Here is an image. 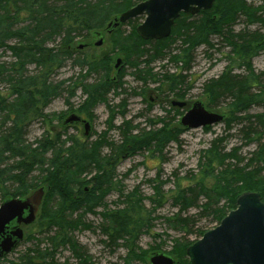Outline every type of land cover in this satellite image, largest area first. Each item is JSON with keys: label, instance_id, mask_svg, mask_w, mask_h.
<instances>
[{"label": "rangeland", "instance_id": "374dc122", "mask_svg": "<svg viewBox=\"0 0 264 264\" xmlns=\"http://www.w3.org/2000/svg\"><path fill=\"white\" fill-rule=\"evenodd\" d=\"M245 1L253 8L264 5V0ZM136 21H127L118 27L111 26L109 29L99 31L103 36L102 44L98 47L95 44L100 40L99 32H95L87 40L76 41L73 58L51 72L49 83L52 94L48 105L42 111L44 117L29 123L22 137V146L29 155H35L33 167L38 165L30 177L32 185L37 186L30 189L27 196L42 188L45 194L43 203L33 224L23 228V240L0 259V264H45L51 259L58 264H82L83 261L87 264H150L152 254H169L182 243L199 240L201 238L199 232L211 230L218 225L212 213L203 212L202 208H198L205 203L204 197H198L196 207L180 214V217L190 219L187 230L176 229L165 220L179 213V206L174 204L172 198L171 190L174 189V184L180 182L182 178L190 180L191 175L198 173L201 154L217 140L222 153L233 151L240 158L242 165L249 164L250 168H257L259 177L264 179V158L254 156L257 152L258 139L264 134L256 117L264 115V106H253L244 113V116H236L249 117L248 122L241 119L240 122H232L228 127L224 108L228 100L220 97L218 103L210 104L208 96L204 93V84L220 76L225 68L231 65L233 48L230 43L236 42L234 37L228 36L231 42H227L224 38L211 36V46H200L192 51L189 55L188 69L182 70L181 63L171 62L173 55L179 54L181 50L179 42H168L163 47L160 57H153V51L149 54L144 52V56L139 59L133 54L138 49L137 45L133 46L131 54L123 49L124 45L135 41L132 34L136 35L135 28L142 20ZM262 27L260 24L247 26L244 18H238L232 25L231 32L235 35L245 28L255 31L261 30ZM56 43L50 48H55ZM153 48L150 44L141 47L143 50ZM84 59L100 65L106 60L110 63L106 62L107 65L87 72V67L79 64ZM117 59L120 60V64L115 67ZM74 60L78 64L75 65ZM12 61L11 52L6 48H0V62L11 64ZM251 63L259 77V86L264 88V53L259 52L252 58ZM26 69L28 71L25 72V76L30 71L36 75L40 71L36 65L26 66ZM235 73L243 75L244 70L240 69ZM173 75L180 79L179 82L176 80L170 84L167 78ZM104 80L110 85L111 90H105ZM177 84L181 86L178 87ZM85 87L87 89L89 87L91 91L95 87H100L98 100L88 107L90 116L87 119L78 113L84 108ZM0 91L3 97L10 98L11 91L6 83H0ZM171 101L185 102L187 107L184 109L172 107ZM196 101H201L209 111L220 114L222 120L208 127L191 130L180 126L179 119ZM72 113L81 116L90 124L86 136L83 134L82 126L61 128L62 121ZM124 122L134 136L153 133L161 127L165 131L175 129L176 141L166 144L159 154L149 152L152 151V147H149V151L134 150V153L124 152L123 149L122 155L117 157L115 149L122 144L125 128H121ZM248 123L252 125L249 126ZM7 126L9 125L6 118L3 119L1 115L0 138ZM44 140L47 141L46 146L41 145ZM74 140L87 144L102 141L104 148L102 147L101 154L116 159L117 164L113 172V186H110L112 190L105 195L101 207L93 214L82 215V224L88 228L79 227L80 229L69 233L71 245L61 243L55 245L58 236L56 229L48 227L47 224L51 216L61 213L62 202L52 189L49 191L43 184V179L46 178L45 171L51 167L56 152L67 149L71 145L70 141ZM0 150L2 151L1 144ZM12 164L13 160H9L8 154L4 153L1 167L7 169ZM109 170L110 167L107 168V171ZM94 174L93 169L88 168L83 172L79 171L76 178L89 180ZM154 179L157 181L150 182ZM160 183L164 202H160L162 205L156 209L149 199H156L153 186ZM187 183L184 181L183 186ZM91 186L88 184L82 187L87 192ZM74 190H77V187ZM132 191L136 192L133 202L142 201L143 209L153 212L148 218L147 230H142L132 245L135 250L128 251L127 247L123 246V241H117V246L109 242L108 235L113 233L114 229L111 220L104 219L101 214L122 210L124 208L122 197ZM224 203L225 201H221L219 206ZM81 214L82 211L73 213L71 219H76ZM72 246L76 247L74 253L78 258L72 252Z\"/></svg>", "mask_w": 264, "mask_h": 264}, {"label": "trees", "instance_id": "16d2710c", "mask_svg": "<svg viewBox=\"0 0 264 264\" xmlns=\"http://www.w3.org/2000/svg\"><path fill=\"white\" fill-rule=\"evenodd\" d=\"M142 1L144 0H0V48L8 49L13 59L11 64L0 62V83H6L11 91L10 98L3 97L0 91V118L1 115L3 119L6 118L9 125L5 127V132L0 138V202L9 197H24L30 189L37 186L32 185L30 178L38 168V165L33 167L35 155H29L22 146V137L29 123L44 117L42 111L48 105L52 94L49 83L51 72L73 58L76 41L89 39L95 32L105 29L106 25L121 13ZM238 18H244L247 26L260 24L263 27L255 31L245 28L232 35V25ZM133 21L137 22L136 19ZM132 35L135 39L131 43L133 45H124L123 49L131 54L133 46L137 45L138 49L133 54L139 59L144 56V52L149 54L153 51V57H160L168 42H179L181 50L179 54L173 55L171 62L181 63L182 70L188 69L192 51L200 46H211V36L224 38L227 42H231L234 37L236 42L230 43L233 48L231 65H228L220 76L204 84V93L208 96L210 104L218 103L220 97L228 100L224 105L228 127L232 122H240L241 119L248 122L249 117L236 116H244L253 106H264V88L259 86V77L251 63L252 58L259 52L264 53V5L253 8L245 0H215L209 10L200 11L194 16L181 14L174 22L170 36L165 39L144 41L139 39L137 34ZM54 43L55 48H50ZM144 44H150L154 48L143 50L141 47ZM73 62L78 64L76 60ZM106 62L110 63L108 60ZM106 62L103 65H107ZM79 64L86 66L87 72L103 66L87 59ZM29 65H36V68L40 69L37 75L30 71L25 76L28 71L26 66ZM240 69L244 70L243 75L235 73ZM179 79L180 77L176 79L173 75L167 78V81L172 84L176 80L179 82ZM103 82L105 90H111L110 85L105 80ZM99 90L100 87H95L93 91L85 87L84 108L78 113L86 119L90 116L88 107L99 98ZM256 119L264 132V115H257ZM123 128L122 144L115 149L117 157L122 155L123 149L124 152L134 153V150L149 151V147H152L149 152L159 154L166 144L176 141L175 129L165 131L161 127L153 133L134 136L127 123H123L121 129ZM70 142L71 145L67 149L56 152L51 167L45 171L46 178L43 179V184L49 191L52 189L62 202L61 213L51 216L47 224L48 227L56 229L58 236L55 245H71L69 233L88 228L82 224V215L93 214L101 207L105 195L112 190L110 186H113V172L117 164L116 159L101 154V149L104 148L102 141L91 144L79 140ZM218 143L219 140L214 141L210 148L203 151L198 173L191 175L190 180L182 178L171 190L174 204L179 206V213L165 221L176 229H188L190 219L182 218L180 214L196 207L198 197H204L206 201L197 207L202 208L203 212L212 213L217 224L235 208L239 195L253 192L259 194L263 201L264 179L259 177V170L250 168L249 164L242 165L240 158L233 151L222 153ZM45 144L46 140L41 143L43 146H46ZM256 150L254 156L264 158V134L260 135ZM4 153L8 154L9 160H13V164L7 169L1 167ZM88 168H92L95 173L91 179L76 178L79 171L83 172ZM155 181L157 179L150 182ZM184 181L188 182L186 186H183ZM88 184L92 186L85 192L82 186ZM75 187L77 190H74ZM161 187L162 183L153 186L156 199H149L156 209L162 205L160 202H164ZM134 194L136 192L132 191L122 197V210L101 214L104 219L109 218L112 222L114 232L108 235L109 242L116 245L117 241H123V246H126L128 251L135 250L132 245L142 230H147L148 218L153 212L143 209L142 201L134 203ZM221 201L225 203L219 206ZM80 211L82 214L78 218L71 219L73 213ZM205 232H199L200 237ZM187 233L189 234V231ZM191 244L182 243L175 251L167 254L174 258L177 264H187L185 252ZM72 249L74 253L76 247L72 246ZM75 256L78 258V255ZM45 264L58 263L51 259ZM82 264L87 263L83 261Z\"/></svg>", "mask_w": 264, "mask_h": 264}, {"label": "water", "instance_id": "95a60500", "mask_svg": "<svg viewBox=\"0 0 264 264\" xmlns=\"http://www.w3.org/2000/svg\"><path fill=\"white\" fill-rule=\"evenodd\" d=\"M215 0H144L124 11L107 28L118 27L129 20L143 17L136 34L144 41L170 36L174 22L181 14L194 16L211 9ZM95 46L102 44V35ZM120 63L118 59L115 67ZM183 108L184 102H172ZM222 120L220 114L207 110L196 101L179 119L187 130L211 126ZM83 124L84 135L90 130L87 121L69 115L63 126ZM44 190L39 188L22 198H6L0 204V259L10 253L24 237L22 227L31 225L39 212ZM187 264H264V202L257 193L245 192L235 201V208L211 230L186 249ZM150 264H175L164 253L152 254Z\"/></svg>", "mask_w": 264, "mask_h": 264}, {"label": "flooded vegetation", "instance_id": "af4514ba", "mask_svg": "<svg viewBox=\"0 0 264 264\" xmlns=\"http://www.w3.org/2000/svg\"><path fill=\"white\" fill-rule=\"evenodd\" d=\"M187 107V104L185 103V106H184V108H186ZM189 108V107H188ZM78 126H82L81 124H78ZM175 264H177L176 262H175Z\"/></svg>", "mask_w": 264, "mask_h": 264}]
</instances>
